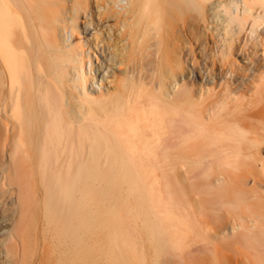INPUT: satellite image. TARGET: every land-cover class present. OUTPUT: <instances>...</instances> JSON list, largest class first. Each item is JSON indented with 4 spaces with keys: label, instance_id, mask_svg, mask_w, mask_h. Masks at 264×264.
Wrapping results in <instances>:
<instances>
[{
    "label": "bare ground",
    "instance_id": "obj_1",
    "mask_svg": "<svg viewBox=\"0 0 264 264\" xmlns=\"http://www.w3.org/2000/svg\"><path fill=\"white\" fill-rule=\"evenodd\" d=\"M105 260L264 264V0H0V264Z\"/></svg>",
    "mask_w": 264,
    "mask_h": 264
},
{
    "label": "rangeland",
    "instance_id": "obj_2",
    "mask_svg": "<svg viewBox=\"0 0 264 264\" xmlns=\"http://www.w3.org/2000/svg\"><path fill=\"white\" fill-rule=\"evenodd\" d=\"M106 260H107V259H106ZM106 260H105V263H104V264H107ZM173 264H176V263H175V262H173Z\"/></svg>",
    "mask_w": 264,
    "mask_h": 264
}]
</instances>
